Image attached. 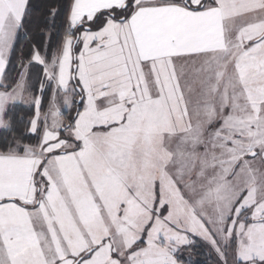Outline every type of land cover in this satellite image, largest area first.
<instances>
[{
  "label": "snow or ice",
  "instance_id": "1",
  "mask_svg": "<svg viewBox=\"0 0 264 264\" xmlns=\"http://www.w3.org/2000/svg\"><path fill=\"white\" fill-rule=\"evenodd\" d=\"M0 264H264V0H0Z\"/></svg>",
  "mask_w": 264,
  "mask_h": 264
},
{
  "label": "trees",
  "instance_id": "2",
  "mask_svg": "<svg viewBox=\"0 0 264 264\" xmlns=\"http://www.w3.org/2000/svg\"><path fill=\"white\" fill-rule=\"evenodd\" d=\"M36 2L39 5H47V4H51V3H56L57 0H36ZM58 24H59V22H58ZM27 44H28V41H22V45L24 46L23 55L27 54ZM19 69L20 68L18 67V64H17L15 66V70L11 73L13 78H15L16 74L19 72ZM194 257H195V259H203V257H199V256H194Z\"/></svg>",
  "mask_w": 264,
  "mask_h": 264
},
{
  "label": "rangeland",
  "instance_id": "3",
  "mask_svg": "<svg viewBox=\"0 0 264 264\" xmlns=\"http://www.w3.org/2000/svg\"><path fill=\"white\" fill-rule=\"evenodd\" d=\"M18 67L20 68V66L18 65ZM20 71V69H19ZM35 78H36V70H33V84L35 83ZM23 107V105H21ZM193 259H195V257H193Z\"/></svg>",
  "mask_w": 264,
  "mask_h": 264
}]
</instances>
